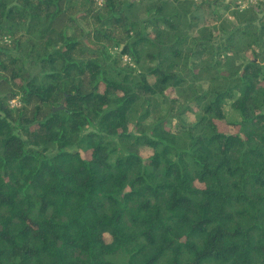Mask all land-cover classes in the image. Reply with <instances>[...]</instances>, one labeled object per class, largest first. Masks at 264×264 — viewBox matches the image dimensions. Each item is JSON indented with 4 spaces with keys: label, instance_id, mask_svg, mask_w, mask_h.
Masks as SVG:
<instances>
[{
    "label": "trees",
    "instance_id": "16d2710c",
    "mask_svg": "<svg viewBox=\"0 0 264 264\" xmlns=\"http://www.w3.org/2000/svg\"><path fill=\"white\" fill-rule=\"evenodd\" d=\"M0 264H264V0H0Z\"/></svg>",
    "mask_w": 264,
    "mask_h": 264
},
{
    "label": "rangeland",
    "instance_id": "374dc122",
    "mask_svg": "<svg viewBox=\"0 0 264 264\" xmlns=\"http://www.w3.org/2000/svg\"><path fill=\"white\" fill-rule=\"evenodd\" d=\"M248 1V0H247ZM256 1V0H255ZM254 1V2H255ZM125 55H123V60L124 61H127L125 58ZM30 68V71L31 72H35L36 70L34 69V68H31V67H29ZM225 110H226V117H227V119H232V118H235V115L230 111V108H229V105L227 104L226 106H225ZM222 128L223 129H226V130H230V131H232V128H229V127H226V126H223L222 125Z\"/></svg>",
    "mask_w": 264,
    "mask_h": 264
},
{
    "label": "built area",
    "instance_id": "2783aa9c",
    "mask_svg": "<svg viewBox=\"0 0 264 264\" xmlns=\"http://www.w3.org/2000/svg\"><path fill=\"white\" fill-rule=\"evenodd\" d=\"M254 1H255V0H248V2H254ZM100 2H101V0H97V3H100ZM241 5H242V7L245 6V5H246V2H244V3L242 2ZM124 58H125L126 60H129L128 56H126V55H125ZM9 103H10L11 106H14V105L19 104V101H18L17 98H14V99H12Z\"/></svg>",
    "mask_w": 264,
    "mask_h": 264
}]
</instances>
